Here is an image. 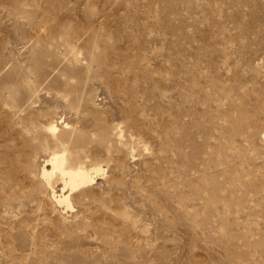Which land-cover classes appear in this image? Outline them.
<instances>
[{
	"label": "rangeland",
	"instance_id": "obj_1",
	"mask_svg": "<svg viewBox=\"0 0 264 264\" xmlns=\"http://www.w3.org/2000/svg\"><path fill=\"white\" fill-rule=\"evenodd\" d=\"M0 264H264V0H0Z\"/></svg>",
	"mask_w": 264,
	"mask_h": 264
},
{
	"label": "bare ground",
	"instance_id": "obj_2",
	"mask_svg": "<svg viewBox=\"0 0 264 264\" xmlns=\"http://www.w3.org/2000/svg\"><path fill=\"white\" fill-rule=\"evenodd\" d=\"M54 132H56V126L55 128L53 129ZM55 134V133H53ZM57 134V133H56ZM57 136V135H55ZM74 140V139H73ZM67 150V149H65ZM64 151L59 153V154H56L53 156V168H54V172L50 174V176L52 175H60V177L62 176L63 179H64V182L67 181L68 185L70 184L72 186V188L74 187H77L78 185L82 184V183H85L89 180L90 178V174L85 170L83 169L82 165L80 164H77V165H73L71 168H66L65 165H66V157H67V154H63ZM69 154V152H68ZM66 155V157H65ZM74 159H75V156H74ZM73 160V159H71ZM77 163L78 160H77ZM75 164V163H74ZM82 166V167H80Z\"/></svg>",
	"mask_w": 264,
	"mask_h": 264
}]
</instances>
